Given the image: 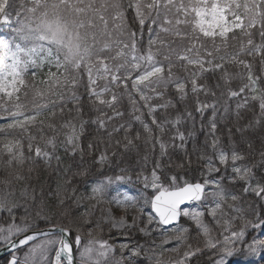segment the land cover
Instances as JSON below:
<instances>
[{
    "label": "snow or ice",
    "instance_id": "obj_1",
    "mask_svg": "<svg viewBox=\"0 0 264 264\" xmlns=\"http://www.w3.org/2000/svg\"><path fill=\"white\" fill-rule=\"evenodd\" d=\"M0 25V264L264 251V0H0Z\"/></svg>",
    "mask_w": 264,
    "mask_h": 264
},
{
    "label": "rangeland",
    "instance_id": "obj_2",
    "mask_svg": "<svg viewBox=\"0 0 264 264\" xmlns=\"http://www.w3.org/2000/svg\"><path fill=\"white\" fill-rule=\"evenodd\" d=\"M0 36L3 35L0 26ZM114 214L117 216L124 215V213L118 209H113ZM230 264H264V251L257 252L255 254H248L246 251L237 253L234 257L229 258Z\"/></svg>",
    "mask_w": 264,
    "mask_h": 264
},
{
    "label": "trees",
    "instance_id": "obj_3",
    "mask_svg": "<svg viewBox=\"0 0 264 264\" xmlns=\"http://www.w3.org/2000/svg\"><path fill=\"white\" fill-rule=\"evenodd\" d=\"M1 26H2V31L4 32V34L7 35V36L10 35V33H11V26H8V25H1ZM45 179H47V173H43L42 174V181H41V183ZM45 190H47L46 187H45ZM103 235H104L105 238H107L109 236V232H108L107 226H105V230H104ZM113 235H115V232L113 233ZM134 238L135 239H138L140 241V243H142V244L145 243V240L142 238V236L140 234H136ZM116 239L118 241H120V240H123L124 238L123 237L116 236ZM143 259H144V257L142 256L141 257V260H143Z\"/></svg>",
    "mask_w": 264,
    "mask_h": 264
},
{
    "label": "water",
    "instance_id": "obj_4",
    "mask_svg": "<svg viewBox=\"0 0 264 264\" xmlns=\"http://www.w3.org/2000/svg\"><path fill=\"white\" fill-rule=\"evenodd\" d=\"M8 251H10V249ZM8 251L5 250V247L4 246H1L0 247V257H3L5 255H8Z\"/></svg>",
    "mask_w": 264,
    "mask_h": 264
}]
</instances>
